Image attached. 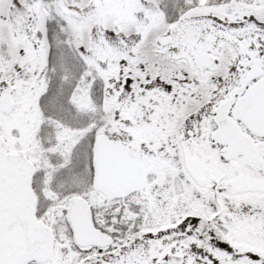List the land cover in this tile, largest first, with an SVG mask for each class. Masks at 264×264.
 <instances>
[{"label":"snow or ice","instance_id":"1","mask_svg":"<svg viewBox=\"0 0 264 264\" xmlns=\"http://www.w3.org/2000/svg\"><path fill=\"white\" fill-rule=\"evenodd\" d=\"M0 264H264V0H0Z\"/></svg>","mask_w":264,"mask_h":264}]
</instances>
